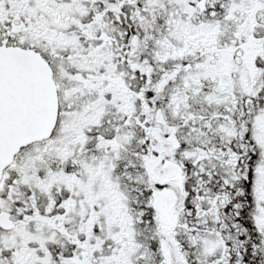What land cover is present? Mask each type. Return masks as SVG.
Masks as SVG:
<instances>
[{
    "label": "snow or ice",
    "instance_id": "obj_1",
    "mask_svg": "<svg viewBox=\"0 0 264 264\" xmlns=\"http://www.w3.org/2000/svg\"><path fill=\"white\" fill-rule=\"evenodd\" d=\"M0 264H264V0H0Z\"/></svg>",
    "mask_w": 264,
    "mask_h": 264
}]
</instances>
